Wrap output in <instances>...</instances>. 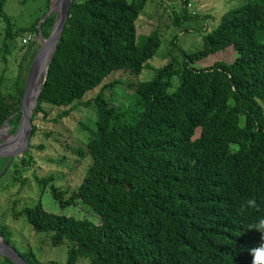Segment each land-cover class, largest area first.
Returning <instances> with one entry per match:
<instances>
[{
  "label": "trees",
  "instance_id": "16d2710c",
  "mask_svg": "<svg viewBox=\"0 0 264 264\" xmlns=\"http://www.w3.org/2000/svg\"><path fill=\"white\" fill-rule=\"evenodd\" d=\"M6 1L0 0V15ZM147 2L71 1L32 110L29 147L6 167L7 157H0V181L9 182L4 188L17 183L18 192L25 182L34 119L47 114L44 106L64 108L56 120L110 73L138 75L149 67L161 37L157 29L137 35L136 21ZM181 3L172 25L197 16L185 11L187 0ZM53 21L50 12L40 23L42 37ZM36 23L3 36L32 35L19 61L14 93H0V126L6 120L8 133L18 125L21 68L27 70L37 49ZM201 32L200 46L190 52L175 46L174 34L169 44L176 55L153 68L149 78L124 83L130 90L125 106H115L103 93L122 84L119 78L82 103L94 104L95 118L92 127L83 125V147L71 149L89 160L73 190L56 185L51 173L33 175L40 193L48 185L61 208L83 203L98 216L97 223L46 211L39 199L11 201L12 217L46 235L52 246H66L59 264L79 258L86 264H252L250 250L261 243V233L248 229L264 217V0L230 8ZM228 47L236 52L231 62L193 66ZM249 199L257 207H246ZM0 235L26 264H41L30 247L11 243L5 225ZM0 264L13 263L0 256Z\"/></svg>",
  "mask_w": 264,
  "mask_h": 264
},
{
  "label": "rangeland",
  "instance_id": "374dc122",
  "mask_svg": "<svg viewBox=\"0 0 264 264\" xmlns=\"http://www.w3.org/2000/svg\"><path fill=\"white\" fill-rule=\"evenodd\" d=\"M246 1L187 0L185 11L189 14L194 12L191 15L197 16L192 19L183 20L180 25H172L170 20L173 17V12L178 13L181 11V0H148L136 21V32L140 37L153 29H157L161 37V44L153 58L149 61V67L142 69L138 75L120 70L110 73L101 85L118 78L123 83L105 88L103 90L105 97L110 98L112 104L115 106L117 104L125 106L129 101L130 90L124 83L149 78L152 75L153 68L161 66L169 60V57L176 55L177 49H172L169 44V40L174 34L177 38L176 47L187 52L193 51L200 46L202 27L207 29L213 27L218 22L222 13ZM53 2L54 0H51L50 5ZM46 4V0H7L3 4V15H0L1 94L14 93V83L19 71V61L28 46V43L22 44L20 42V35L12 33L10 37L4 39V33L7 30H12L13 32L17 28L29 26L35 20L38 23L50 6L46 9ZM35 43H37L36 46L39 45L38 38L35 40ZM235 55L236 52L231 47H228L207 55L205 58L196 61L193 66L204 67L216 60L231 62ZM25 73L26 69L22 66L21 74L23 78ZM101 85L85 93L78 102H73L74 105L71 104L73 106L69 113L56 120L55 116L61 113L64 108L44 106L47 114L45 116L37 114L34 119L36 131L32 138L30 149L32 162L22 174V177L25 178L24 184L17 192V183L13 185L9 184V186L4 188V185L8 181L6 179L0 181V227L5 225L11 231V243L17 245L16 241H18L21 242L23 247H30L41 264H59L64 262L66 246L63 244L52 246L46 235L32 231L22 218L12 217L9 206L14 198H17L19 203L22 201L30 203L39 199L43 209L46 211L71 215L76 218L85 217L97 223L98 216L83 203L74 201L70 205L61 208L52 199L48 185L40 193L33 175L41 177L51 173L55 176V184L62 189L68 190V192L73 190L80 182L89 160L86 157L81 159L71 149L79 146L83 147L86 141L87 131L83 128V125L92 127L95 109L94 104L83 105L82 103L93 97ZM4 136L5 133L0 134V138ZM38 144H42L43 147L38 148ZM17 208L18 205L15 207V210ZM86 263L87 259L79 258L75 264Z\"/></svg>",
  "mask_w": 264,
  "mask_h": 264
},
{
  "label": "water",
  "instance_id": "95a60500",
  "mask_svg": "<svg viewBox=\"0 0 264 264\" xmlns=\"http://www.w3.org/2000/svg\"><path fill=\"white\" fill-rule=\"evenodd\" d=\"M71 1L72 0H54L52 5L49 6L48 10L43 15L42 19L36 25L39 45L37 46L25 73L23 89L20 97V105L18 108V125L13 133L6 132L8 129L6 120H4L0 126V134L5 133V136L0 138V157H7L5 167L9 164L13 157L21 156L29 146V137L32 127L30 122L32 110L36 104V98L45 79L48 63L60 38ZM50 12H54V21L47 37H42L39 31L40 23ZM40 69H42V72L39 76L38 72ZM35 82H37V85L35 87L32 100L30 101V93L35 85ZM15 113L16 112L12 113L8 117H11ZM0 256L5 257L13 264H26L25 260L2 238L1 235Z\"/></svg>",
  "mask_w": 264,
  "mask_h": 264
},
{
  "label": "clouds",
  "instance_id": "9594fccd",
  "mask_svg": "<svg viewBox=\"0 0 264 264\" xmlns=\"http://www.w3.org/2000/svg\"><path fill=\"white\" fill-rule=\"evenodd\" d=\"M245 206L248 208H255L257 207V202L255 199H249L246 201ZM248 230H255L261 233V243L250 250L252 255V264H264V217L258 218Z\"/></svg>",
  "mask_w": 264,
  "mask_h": 264
},
{
  "label": "built area",
  "instance_id": "2783aa9c",
  "mask_svg": "<svg viewBox=\"0 0 264 264\" xmlns=\"http://www.w3.org/2000/svg\"><path fill=\"white\" fill-rule=\"evenodd\" d=\"M188 6H189V5H188ZM191 13H193V12H191ZM30 38H32V35H31L30 33H25V34L23 35V37L21 38L20 42H21L22 44H27L28 41L30 40Z\"/></svg>",
  "mask_w": 264,
  "mask_h": 264
},
{
  "label": "bare ground",
  "instance_id": "6f19581e",
  "mask_svg": "<svg viewBox=\"0 0 264 264\" xmlns=\"http://www.w3.org/2000/svg\"><path fill=\"white\" fill-rule=\"evenodd\" d=\"M41 72H42V69H40V71L38 72V75H39V76H40ZM36 85H37V82H35V85H34L32 91H31V93H30V99H29L30 101L32 100L33 94H34V92H35V87H36ZM16 142H18V141H16Z\"/></svg>",
  "mask_w": 264,
  "mask_h": 264
}]
</instances>
